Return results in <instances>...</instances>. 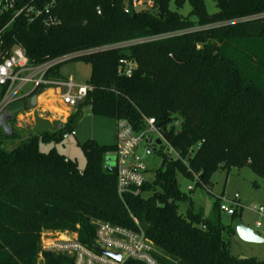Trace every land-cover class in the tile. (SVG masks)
I'll return each instance as SVG.
<instances>
[{"label": "trees", "instance_id": "obj_1", "mask_svg": "<svg viewBox=\"0 0 264 264\" xmlns=\"http://www.w3.org/2000/svg\"><path fill=\"white\" fill-rule=\"evenodd\" d=\"M170 1L127 14L121 0H58L60 22L50 27L23 16L8 23L9 15L0 14V62L14 46L31 65L90 51L45 74L51 78L71 59L90 64V89L64 124L38 132L13 125L41 86L0 114V264H75L71 255L42 250L40 235L76 234L91 247L98 223L136 229L134 220L157 248V264H264L230 254L225 235L235 231L232 222L222 223L218 199L207 216L191 200L179 212L187 195L177 182L178 174L195 173L196 184L211 190L219 168L245 166L264 179V0H213L211 14L205 0H173L177 8L189 3L195 20L171 10ZM122 58L135 63L129 76L118 73ZM6 89L0 86V100ZM83 108L127 120L136 131L145 117L155 119L172 154L160 150L161 164L140 194L121 199L116 192V172L105 164L116 144L80 143L82 169L55 147L40 149L39 142L72 131Z\"/></svg>", "mask_w": 264, "mask_h": 264}, {"label": "built area", "instance_id": "obj_2", "mask_svg": "<svg viewBox=\"0 0 264 264\" xmlns=\"http://www.w3.org/2000/svg\"><path fill=\"white\" fill-rule=\"evenodd\" d=\"M159 0H121L122 9L127 14L139 12H154ZM58 0H0V14H8L11 23L15 18L23 16L27 22L39 21L46 27L56 25L60 22L57 13ZM100 13L99 7L96 8ZM142 40L126 42V45L140 42ZM90 51H81L74 54L61 56L50 61L31 65L24 50L20 46H14L8 55L0 62V86L6 85L7 89L0 100V114L12 101L19 97L23 87L28 83L33 89L38 86H50L55 89L60 101L69 107H75L83 101L90 89V86L82 83H75L71 77L67 80L46 78V72L59 62L73 56H78ZM135 63L126 58L119 60L118 73L126 76L131 75ZM32 89V90H33ZM145 124L142 129L136 131L131 124L124 119L116 120V148L115 172H116V192L121 199L131 193L140 194L141 186L149 179L146 176L147 167L141 162V157L137 154V149L141 144L146 146L155 145L157 138L162 139L159 128L155 124L153 117H145ZM176 125V124H175ZM73 134V130L65 132L63 137ZM152 148V147H151ZM171 149V148H170ZM153 150V148H152ZM172 151V149H171ZM196 181L199 176L193 174ZM188 190L192 186H187ZM247 208L250 212L264 218V204H245L241 201L238 193L229 198H223L219 202V209L227 215L232 216L235 211ZM135 221L136 229L100 222L95 229L94 242L91 247L85 246L78 239L76 234L67 233H45L64 235L63 240L41 243L44 251L71 255L75 264H125L132 260L142 264H157L155 256L158 253L154 244L146 237L139 224ZM255 227H261L260 220L254 222ZM254 229V227H253ZM254 231H256L254 229ZM257 232V231H256ZM95 247L119 253L120 258L115 259L99 253Z\"/></svg>", "mask_w": 264, "mask_h": 264}, {"label": "rangeland", "instance_id": "obj_3", "mask_svg": "<svg viewBox=\"0 0 264 264\" xmlns=\"http://www.w3.org/2000/svg\"><path fill=\"white\" fill-rule=\"evenodd\" d=\"M205 6L208 13H214L217 11L215 2L213 0H205ZM171 10H176L182 17H188L195 20V16L190 14L191 6L189 3H185L182 7L177 8L174 1L169 3ZM126 43L114 45V47L124 46ZM50 76L59 80H67L69 77L73 79L75 83L86 84L90 76V64L82 61L71 59L61 65H59L56 71L50 73ZM30 83L23 87L22 91H26L30 88ZM49 97L52 98L51 92ZM56 99V98H55ZM41 103V102H40ZM58 103V102H57ZM55 105L51 111H46L47 117H51V122L44 118H39L35 113V108L32 112L26 111L22 116H16L14 126L17 125L19 119L24 124L31 123V127L36 131H45L49 128H56L57 124H64L69 115L74 111V107L66 106L65 104ZM38 106V105H37ZM85 109H81L76 115L73 122V134H69L68 137L62 138L57 142H39L41 150H48L51 147L75 160L77 167L82 169L85 164V158L80 148V143L94 139L100 144H116V132L117 124L116 120L106 116H100L96 114L86 115ZM33 118V120H32ZM19 140L16 141L18 143ZM152 151H149L150 148ZM160 150L164 153L172 154L171 149L163 142L162 145H150L146 146L144 143L137 149V154L141 157V162L147 167L146 176L151 180L154 176L155 170L160 166L162 161V155ZM106 166L114 167L116 164L115 153L111 151L106 157ZM177 182L181 191L185 192L187 199L179 202V212L185 213L189 206L188 200L192 201L195 208L202 207L204 209L203 214L209 215L212 205L216 199L221 201L223 198H229L233 194L238 193L241 201L247 205L264 204V179L255 175L248 167H231L229 170L226 168H219L211 176L212 186L211 190H207L204 185L196 184L195 177L189 179L181 174L177 175ZM192 186L191 190L187 189V186ZM221 221L224 225L232 222L231 216L225 212L220 213ZM242 220L261 235L264 236V218L257 216L250 212L247 208H244L241 212ZM260 220L261 227H255L254 222ZM230 242V254L235 257H254L259 260H264V242L254 243L246 242L240 239L237 234L230 236L225 235ZM66 238L64 235L42 233L40 235V243L53 242L63 240Z\"/></svg>", "mask_w": 264, "mask_h": 264}, {"label": "water", "instance_id": "obj_4", "mask_svg": "<svg viewBox=\"0 0 264 264\" xmlns=\"http://www.w3.org/2000/svg\"><path fill=\"white\" fill-rule=\"evenodd\" d=\"M50 89L52 90H55L53 87H50ZM48 89H44L42 91H40L39 93L37 94H34L30 97V108H33L36 103H37V99L39 98V96L42 94V92L44 91H47ZM74 111H75V108H74ZM84 113L86 115H89L92 113V110L90 108H87L85 109ZM12 116H10L8 119H11ZM3 129L6 133H11V129L6 127V126H3ZM155 143L157 145H161L162 144V139L161 138H157ZM149 151H152V148L149 149ZM191 156V153H189L188 155V158H190ZM106 170L107 171H111V172H114L115 171V167H106ZM232 224H233V227H234V231L235 233L237 234V236L246 241V242H254V243H260V242H264V237L259 235L256 231H254V229L247 225L242 219L240 216H236L232 219ZM95 249L99 252V253H102L104 255H107L109 257H113L115 259H119L120 258V254L119 253H113L111 251H107V250H104V249H101V248H98V247H95Z\"/></svg>", "mask_w": 264, "mask_h": 264}, {"label": "crops", "instance_id": "obj_5", "mask_svg": "<svg viewBox=\"0 0 264 264\" xmlns=\"http://www.w3.org/2000/svg\"><path fill=\"white\" fill-rule=\"evenodd\" d=\"M50 78V77H49ZM48 89L47 91H44V92H42V94L39 96V98L37 99V103H36V105L34 106V107H36L35 108V113L38 115V117L39 118H44V119H46V120H48L49 122H51V117H47L46 116V113H44V112H46V111H51V109L52 108H54L55 107V105L57 106V105H59L58 103H60V104H62L63 105V103L60 101V99H59V97L56 95V92L57 91H55V90H51L50 89V86H41V91L42 90H44V89ZM32 89H33V86L32 85H30V88L28 89V90H26V91H22L20 94H19V97L20 96H24V95H27V94H29L31 91H32ZM49 92H51V94H52V98L51 97H49V95L48 94H50ZM56 98V99H55ZM41 102V103H40ZM58 102V103H57ZM38 105V106H37ZM33 107V108H34ZM33 108H30L28 111H29V113H31L32 112V109ZM56 108V107H55ZM85 109H87V108H85ZM23 113H25V112H23ZM23 113H21V114H18L17 116H22L23 115ZM32 120H33V118H32ZM48 126V129H51V128H49V125H47ZM16 127L17 128H19L20 130L21 129H25V130H28V131H34V132H38V131H36V129H34V128H32L31 127V123H28V124H24V123H22V121H20L19 119L17 120V125H16ZM203 211H204V209H203ZM210 213V212H209ZM242 219V218H241ZM258 233V232H257ZM259 234V233H258ZM259 235H261V234H259ZM261 236H263V235H261ZM264 237V236H263Z\"/></svg>", "mask_w": 264, "mask_h": 264}]
</instances>
